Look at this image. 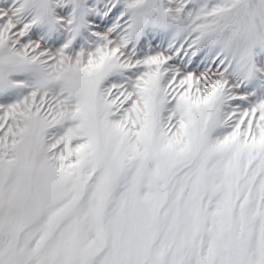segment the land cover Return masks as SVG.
Returning a JSON list of instances; mask_svg holds the SVG:
<instances>
[{
    "label": "snow or ice",
    "instance_id": "6c2138e0",
    "mask_svg": "<svg viewBox=\"0 0 264 264\" xmlns=\"http://www.w3.org/2000/svg\"><path fill=\"white\" fill-rule=\"evenodd\" d=\"M0 264H264V0H0Z\"/></svg>",
    "mask_w": 264,
    "mask_h": 264
}]
</instances>
